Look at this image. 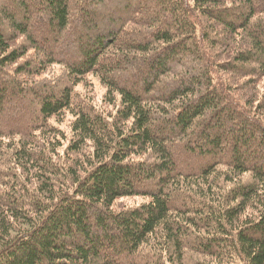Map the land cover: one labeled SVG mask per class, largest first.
<instances>
[{
  "label": "trees",
  "instance_id": "16d2710c",
  "mask_svg": "<svg viewBox=\"0 0 264 264\" xmlns=\"http://www.w3.org/2000/svg\"><path fill=\"white\" fill-rule=\"evenodd\" d=\"M0 264H264V0H0Z\"/></svg>",
  "mask_w": 264,
  "mask_h": 264
},
{
  "label": "rangeland",
  "instance_id": "374dc122",
  "mask_svg": "<svg viewBox=\"0 0 264 264\" xmlns=\"http://www.w3.org/2000/svg\"><path fill=\"white\" fill-rule=\"evenodd\" d=\"M95 90L99 95H103L105 93V89L99 85L95 86ZM145 200V199H144ZM123 201V200H122ZM124 202V201H123ZM142 199L141 198H130L124 202L125 204H134V203H141Z\"/></svg>",
  "mask_w": 264,
  "mask_h": 264
}]
</instances>
